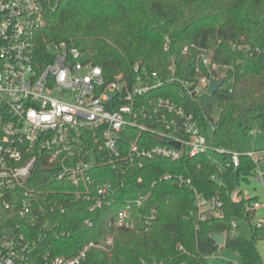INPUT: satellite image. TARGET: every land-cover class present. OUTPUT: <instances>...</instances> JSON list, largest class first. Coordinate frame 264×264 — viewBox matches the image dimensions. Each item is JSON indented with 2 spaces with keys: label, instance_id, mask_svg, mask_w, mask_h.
Segmentation results:
<instances>
[{
  "label": "built area",
  "instance_id": "2783aa9c",
  "mask_svg": "<svg viewBox=\"0 0 264 264\" xmlns=\"http://www.w3.org/2000/svg\"><path fill=\"white\" fill-rule=\"evenodd\" d=\"M58 1L0 0V204L10 209L16 202L17 216L32 223L24 231L16 225L1 235L0 264H82L100 244L83 241L70 256L54 254L47 237L66 233L52 222L57 215L74 214L85 203L88 217L83 222L91 227L89 215L110 205L125 186L127 171L143 168L146 160L177 161L213 150L221 158L228 156L217 165L236 169L242 156L255 163L264 158V148L240 152L210 143L211 122L206 135L185 106L156 94L173 84L180 89V98L191 99L208 94L210 80H225L228 66L214 62L210 49L195 44L182 48L183 53L195 51L189 79L178 77L173 65L168 77L135 67L131 80L120 75L107 79L100 66L63 41L54 43L56 50L38 61L36 36L46 11ZM261 176H256L260 182ZM158 180L193 191L189 215L197 222L223 216V201L198 193L190 177L166 172ZM148 198L149 193H140L126 199L108 225L136 233L147 230L157 215L154 207L145 206ZM230 198L238 202V190ZM261 207L258 200L247 205L250 216L244 223L263 225L264 217L255 216ZM35 221L42 224L34 235ZM238 222L231 220V228L237 229ZM104 245H112V238Z\"/></svg>",
  "mask_w": 264,
  "mask_h": 264
},
{
  "label": "trees",
  "instance_id": "16d2710c",
  "mask_svg": "<svg viewBox=\"0 0 264 264\" xmlns=\"http://www.w3.org/2000/svg\"><path fill=\"white\" fill-rule=\"evenodd\" d=\"M62 41L100 66L107 79L120 75L131 80L135 67L168 77L170 65L178 77L189 79L193 77L195 51L183 53L182 48L195 44L210 49L214 62L228 66L224 82L213 95L183 99L173 84L156 94L185 106L206 135L211 122L210 143L227 150H236L233 129L237 119L247 115L264 118V51H256L264 49V0H59L46 11L37 33V60ZM227 159L223 156L222 163ZM255 171L256 163L245 156L236 169L217 165L209 153L177 161L146 160L143 168L127 171L126 184L116 191L110 205L89 215L91 227L83 222L88 217L86 204H80L74 214L56 216L52 223H59L66 234H49L48 243L54 254L62 256L75 253L83 241L100 244L88 252L82 264H206V257L220 247L215 246L211 234L224 233V245L239 253L240 264H260L256 241L264 237V224H249L250 238L231 228V220L245 222L249 218L246 206L257 197L245 200L238 190L240 199L234 202L230 194ZM106 172L114 176L111 169ZM166 172L184 174L198 193L222 200L223 216L197 222L189 215L194 208L193 191L171 180H158ZM138 177L141 182L136 181ZM261 183L264 187V174ZM140 193H149L145 206L157 211L153 224L137 233L109 226L122 203ZM17 208L16 202L10 209L0 204V238L9 227L20 225L23 231L31 227V222L17 216ZM41 224L35 223L32 234L39 232ZM108 237L112 238L110 246L104 245Z\"/></svg>",
  "mask_w": 264,
  "mask_h": 264
},
{
  "label": "rangeland",
  "instance_id": "374dc122",
  "mask_svg": "<svg viewBox=\"0 0 264 264\" xmlns=\"http://www.w3.org/2000/svg\"><path fill=\"white\" fill-rule=\"evenodd\" d=\"M52 51L56 50L54 45L50 46ZM214 120L217 119L215 114ZM248 129L245 132V129ZM234 133V148L240 152H246L249 150H258L264 148V118L255 119L254 115H247L246 118L237 119L233 129ZM209 156L215 161H219L221 156L215 153L213 150L208 151ZM256 171L253 176L248 178V181L241 180L237 190L243 192V194H249L256 196L257 200L264 205V187L262 183L256 179L259 173L264 174V158L258 159L256 162ZM264 213V210H259L256 213V217H259ZM239 227L235 229V232L245 238H250L252 235V228L249 224L243 221L238 222ZM256 248L261 258V263L264 264V237L259 238L256 241ZM206 264H240V255L236 250L220 246L216 252L208 255L205 260Z\"/></svg>",
  "mask_w": 264,
  "mask_h": 264
},
{
  "label": "water",
  "instance_id": "95a60500",
  "mask_svg": "<svg viewBox=\"0 0 264 264\" xmlns=\"http://www.w3.org/2000/svg\"><path fill=\"white\" fill-rule=\"evenodd\" d=\"M224 81L223 77H220L218 79H212L210 80L208 87H207V92L209 95H213L215 93V91L217 90V88L222 84V82ZM159 141L163 142L162 138H158ZM175 146L179 147L178 143H173ZM177 186V185H176ZM211 237L215 243V246H221L224 244L225 241V235L224 233H212Z\"/></svg>",
  "mask_w": 264,
  "mask_h": 264
},
{
  "label": "crops",
  "instance_id": "0c3cea01",
  "mask_svg": "<svg viewBox=\"0 0 264 264\" xmlns=\"http://www.w3.org/2000/svg\"><path fill=\"white\" fill-rule=\"evenodd\" d=\"M243 193V192H242ZM244 196H247V197H249V198H251V197H254V196H251V195H249V194H244ZM259 210H264V205H262V207L259 209ZM258 211V210H257ZM257 211H256V213H257ZM256 215V214H255ZM264 217V213H262V215H260L259 217ZM224 245V244H223ZM223 245H221V246H223Z\"/></svg>",
  "mask_w": 264,
  "mask_h": 264
}]
</instances>
